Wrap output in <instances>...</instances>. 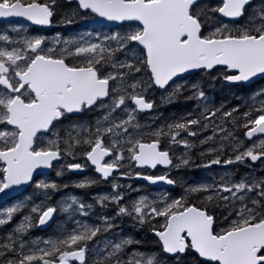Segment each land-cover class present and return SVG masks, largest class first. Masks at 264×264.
Returning <instances> with one entry per match:
<instances>
[{
	"label": "snow or ice",
	"instance_id": "snow-or-ice-1",
	"mask_svg": "<svg viewBox=\"0 0 264 264\" xmlns=\"http://www.w3.org/2000/svg\"><path fill=\"white\" fill-rule=\"evenodd\" d=\"M58 16L83 30L41 34ZM0 18L30 22L0 30V264H264V0H0ZM157 91L195 107L142 123Z\"/></svg>",
	"mask_w": 264,
	"mask_h": 264
},
{
	"label": "trees",
	"instance_id": "trees-1",
	"mask_svg": "<svg viewBox=\"0 0 264 264\" xmlns=\"http://www.w3.org/2000/svg\"><path fill=\"white\" fill-rule=\"evenodd\" d=\"M59 17V16H58ZM57 19V18H56ZM61 32L67 33H75L77 31H81L83 30L82 25L79 23L76 24H72V25H64L62 28H60ZM30 30H33V28H30ZM51 30V29H50ZM50 30H45L43 32L48 33L51 32ZM34 31V30H33ZM69 33V34H70ZM234 91H236L234 89ZM159 92V91H157ZM241 95L243 94L242 92L240 93ZM211 95L214 97L215 102L217 103V105H219V103H221L222 101H226L227 103H229L230 105H235L237 103H240V101L236 100L231 93H229L226 89H222L220 85L216 86V89L214 91L211 92ZM195 107V102L194 101H185L183 99L177 101V102H173V103H168L166 102L165 104H161L160 108L157 112V117H158V121H160V123L162 122V119L164 120L162 123H164L165 121L170 122L172 119L175 118H179L182 115H185L187 112L191 111L193 108ZM152 112L149 113H144L141 115L140 119H147V117L151 116ZM159 123V125H160ZM197 169L194 170H181V173H183L184 175H186L187 173H195ZM83 175H73L71 172H66L64 176L62 177H56L55 176V172H51L50 175L47 177L49 179H54L59 183H70L74 180V178H81ZM141 185V187L143 189H149L148 186L146 184H139ZM99 188L97 189H93V188H88V189H78V188H74V187H69L67 189H62V192H66V193H72L74 195H78L88 201H91V198L94 196L93 194H98ZM179 189H175L176 192ZM33 192V188L32 187H28L26 188L18 197L17 199H22L25 196L31 195ZM60 198V193H57L53 199H59ZM12 203H14V200L11 199L8 202L5 203V205H11ZM20 219V215H17L13 221V223H16L18 220ZM63 217L61 216H57L54 220L53 223L51 224V227H48L45 230H40L39 228L33 229L32 230V236L33 237H47L49 235H52L56 226L62 222ZM7 227H11V225L7 226ZM5 231V229H0V234H2ZM137 238H142L141 236H138Z\"/></svg>",
	"mask_w": 264,
	"mask_h": 264
},
{
	"label": "rangeland",
	"instance_id": "rangeland-1",
	"mask_svg": "<svg viewBox=\"0 0 264 264\" xmlns=\"http://www.w3.org/2000/svg\"><path fill=\"white\" fill-rule=\"evenodd\" d=\"M58 21H59V17H57V19L54 21V25L52 26V28L50 30L51 32L45 33L43 31H41V34L46 35L48 37H53V36H55V34L57 32H60L61 35L68 36L70 32H67V33H64L63 34V32L60 31L61 30L60 28H62L64 25L59 24ZM78 23L82 25V22H78ZM13 26H17V23H12V24L10 23V24H8L6 26H2L1 25L0 26V30H5V29H8V28L13 27ZM24 26H26V25H24ZM26 27H28V26H26ZM29 30H30V28H29ZM30 31H33V30H30ZM162 95L163 94L161 92H155L152 95V99L155 100L156 107L154 108L151 116L147 117V119H141V122L142 123H152L154 127L159 125L160 121H158V117H157L158 114H157L156 111L159 110L161 104H163V103L165 104L166 103V101L162 100ZM154 118H157V119H155V121H154ZM163 121L164 120L162 119V122ZM162 122L160 123V125L163 124ZM189 139L191 140L192 138H189ZM182 151H183L182 148L176 149V153L177 154H180V152H182ZM233 167H235V166H233ZM192 170H194V169H192ZM244 172H245L244 167L243 166H239V174L242 175V174H244ZM174 173H175V178L179 179V178L183 177V178L188 179V180H200V179H203V178H207V176H208V174L204 170H200V172L198 174H195L193 172L192 173H187L186 175H184L183 173H179V176L177 175V173L175 172V170H174ZM85 177H92V176H90V175H84L81 178H74L73 181L80 180V179H83ZM120 183H124V182H121L120 181ZM133 187L134 188H142L141 185H139V184L133 185ZM109 190H110L109 188H105V189L104 188H99L97 192H99L98 194H103L104 192L109 191ZM142 190L144 192H149V193H155V192L159 191V189H155V188H152V189L149 188L148 190L142 188ZM178 191H180V189ZM93 195L95 196L97 194H93ZM131 195L133 197H135L137 194L135 192H133V193H131ZM3 206H5V204ZM3 206H1L0 208H2Z\"/></svg>",
	"mask_w": 264,
	"mask_h": 264
},
{
	"label": "flooded vegetation",
	"instance_id": "flooded-vegetation-1",
	"mask_svg": "<svg viewBox=\"0 0 264 264\" xmlns=\"http://www.w3.org/2000/svg\"><path fill=\"white\" fill-rule=\"evenodd\" d=\"M12 24V23H11ZM6 26V25H8V24H6V23H1L0 22V26ZM24 25V24H23ZM26 26H29V25H26ZM30 28H33V30H37V29H35L33 26H30ZM41 31H45V30H41ZM154 110V109H153ZM153 110L151 111V112H153ZM230 168H232L233 166H229ZM175 170V169H174ZM174 170L172 171V176L175 178V173H174ZM200 170L201 169H197L196 171H195V174H198L199 172H200ZM149 172H155L156 174H160L163 170H161V169H159V168H157L156 170H148ZM175 172L177 173V175L179 176V173H181V170H180V172L178 173L176 170H175ZM73 175H80V174H74V173H72ZM83 176L84 175H90V176H92V177H95V176H97L90 168L89 169H85L82 173H81ZM82 176V177H83ZM120 181L121 182H124L125 184H132V185H137V184H144L143 182H140V181H138V180H126V179H123V178H121L120 179ZM148 186V185H147ZM93 189H97V188H109V185L108 184H106V183H101V184H99V185H97V186H93L92 187ZM148 188H151L150 186H148ZM152 189V188H151ZM177 189V188H176ZM179 189V188H178Z\"/></svg>",
	"mask_w": 264,
	"mask_h": 264
},
{
	"label": "water",
	"instance_id": "water-1",
	"mask_svg": "<svg viewBox=\"0 0 264 264\" xmlns=\"http://www.w3.org/2000/svg\"><path fill=\"white\" fill-rule=\"evenodd\" d=\"M0 22L1 23H6V24H10V23H17V22H19V24H24V25H30V22H28V21H24V20H22V18H7V19H3V18H0ZM31 26H33L35 29H40L41 28V26H35V25H31ZM52 28V27H51ZM51 28H44V29H42V30H49V29H51ZM149 113V112H148ZM158 168L159 169H161V170H163V168H162V166H158ZM51 173V172H50ZM72 173H74V174H81L82 172H72ZM96 175H98V174H96ZM138 180V179H137ZM138 181H140V182H143V183H145V184H147L148 185V182H146V181H143V180H138ZM149 186V185H148ZM151 188H155V189H160L161 187H170V186H164V185H155V186H150ZM28 188V187H27ZM23 192V191H22ZM21 192V193H22ZM9 200H11V199H6L4 202H3V204H5L6 202H8ZM3 204H0V206H2ZM53 223V221H51L50 222V224H52ZM48 227L46 226V227H44V228H39L40 230H45V229H47Z\"/></svg>",
	"mask_w": 264,
	"mask_h": 264
}]
</instances>
